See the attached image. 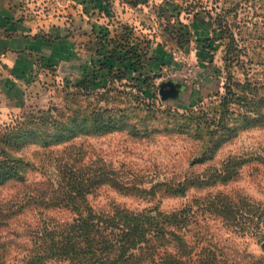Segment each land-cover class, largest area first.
<instances>
[{"label": "rangeland", "instance_id": "obj_1", "mask_svg": "<svg viewBox=\"0 0 264 264\" xmlns=\"http://www.w3.org/2000/svg\"><path fill=\"white\" fill-rule=\"evenodd\" d=\"M29 9L26 18L39 24L37 34L55 44L24 81L23 97L0 98V129L39 109L64 111L67 87L82 80L90 89L114 87L125 94L111 91L114 102L108 104L92 97L79 102L89 109H121L113 111L112 132L48 148L29 144L12 153L32 166L23 183L9 181L0 189V211L7 215L0 224V254L6 263L23 264L34 231L76 217L66 207L28 199L43 196L50 205L62 180L57 167L66 161L133 187L123 191L104 183L94 189L87 205L96 215L117 207L166 216L180 211L168 239L217 245L229 264L264 258V102L255 100L259 108L251 109L244 91L264 86V0H41ZM209 12L220 14V26ZM47 21L50 27L65 22L66 39L63 30L47 34ZM124 37L146 53L138 69L124 55L132 45L122 43ZM230 74L236 96L223 115ZM245 115H251L250 125ZM223 117L236 134L222 130L211 155L210 137ZM184 181L185 190L172 194Z\"/></svg>", "mask_w": 264, "mask_h": 264}, {"label": "trees", "instance_id": "obj_2", "mask_svg": "<svg viewBox=\"0 0 264 264\" xmlns=\"http://www.w3.org/2000/svg\"><path fill=\"white\" fill-rule=\"evenodd\" d=\"M229 12L225 10V13ZM210 14L209 12V17ZM210 18L213 19L214 24L219 25L220 14L216 13L214 18L212 15ZM227 38V53H232L231 45L235 40L231 33L227 35ZM125 40L127 37H124L121 42L132 44ZM122 43L119 46L126 48ZM140 50L138 45L135 46L133 43L124 53L126 58L133 60L135 69H138L143 55L146 56V53ZM112 53L115 54L116 51ZM236 58L239 60V57ZM88 85L85 80H82L74 85V88L67 87L69 91L65 97L70 104L64 111L55 107L39 109L36 113L23 115L24 120H17L16 125L0 129V189L9 181L23 183V174L32 166L23 158L14 156L13 152L29 144L48 148L67 144L79 135H102L115 130L113 111L120 112L121 109L101 107L98 104L89 109L84 108L79 102L81 98L92 97L96 103L108 104L114 100L111 91L117 94L116 97L122 96L125 92L118 91L114 87L90 89ZM233 85L230 74L227 77L225 96L229 95L222 98L224 103L221 107L224 110L221 114L223 115H227L226 108L231 103L229 101L236 96L231 89ZM244 91L247 92V101L251 99V109L259 108L253 104L255 100L264 102L263 85L259 87L254 85L252 88L246 86ZM55 111L57 114H54ZM259 112L260 110L255 114L260 115ZM251 119V115L250 117L245 115L243 118L244 123L249 125ZM227 123L228 119L225 120L223 117V121L218 124V129L213 131L208 146L211 155L219 149L220 143L216 141V138L222 130L236 134L235 130L227 127ZM80 128L83 129L80 130ZM57 170L62 180L56 190L57 195L50 205L44 203L43 196L37 198L33 196L28 199L33 200L34 204L40 203L48 208L66 207L76 217L71 222H57L34 231L32 247H28V253L22 260L23 264H229L226 262L227 258L223 249L217 245L209 243L203 246V242L196 239L190 246L186 241L167 238L172 233L169 230L170 226L176 228L181 221L180 211H174L166 216L161 212L151 213L152 210L133 212L117 207L111 214L96 215L87 205V195L94 189L104 183L115 184L123 191H130L133 187L125 186L122 182L110 181L104 174H90L84 163L66 161L58 166ZM196 181H190L188 187L194 185ZM187 184L188 182L185 181L178 183L172 190V194L180 195ZM154 188L155 186L151 189ZM140 192L145 191L140 190ZM5 216L7 215H3L0 211V224ZM0 264H7L4 255L1 254ZM247 264H264V258L250 257Z\"/></svg>", "mask_w": 264, "mask_h": 264}, {"label": "crops", "instance_id": "obj_3", "mask_svg": "<svg viewBox=\"0 0 264 264\" xmlns=\"http://www.w3.org/2000/svg\"><path fill=\"white\" fill-rule=\"evenodd\" d=\"M54 1L47 0L48 3ZM40 2L41 0H0V98L23 97L26 82L31 79L39 58L48 59L50 48L55 44L43 40L37 34L39 24L26 18L29 8ZM58 24L61 27H50L47 21L46 33L55 37L63 30L64 36L61 37L66 39L69 27H66L65 22Z\"/></svg>", "mask_w": 264, "mask_h": 264}]
</instances>
